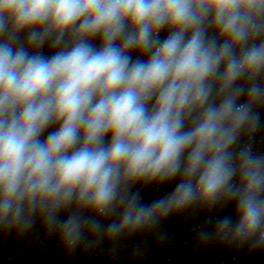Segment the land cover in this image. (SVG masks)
Returning a JSON list of instances; mask_svg holds the SVG:
<instances>
[{
	"label": "clouds",
	"instance_id": "1",
	"mask_svg": "<svg viewBox=\"0 0 264 264\" xmlns=\"http://www.w3.org/2000/svg\"><path fill=\"white\" fill-rule=\"evenodd\" d=\"M259 109L264 0H0V227L40 218L71 252L234 204L201 238L264 248Z\"/></svg>",
	"mask_w": 264,
	"mask_h": 264
}]
</instances>
